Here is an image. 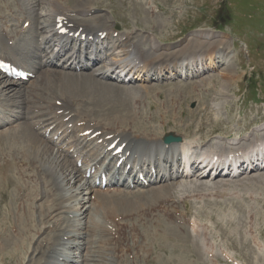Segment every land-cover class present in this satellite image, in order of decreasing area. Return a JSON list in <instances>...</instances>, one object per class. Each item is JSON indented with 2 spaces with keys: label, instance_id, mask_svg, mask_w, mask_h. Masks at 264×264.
<instances>
[{
  "label": "bare ground",
  "instance_id": "obj_1",
  "mask_svg": "<svg viewBox=\"0 0 264 264\" xmlns=\"http://www.w3.org/2000/svg\"><path fill=\"white\" fill-rule=\"evenodd\" d=\"M84 1L87 0H46L47 13L37 19L29 16L31 11L27 14L19 9L18 15L17 11L7 18L0 11V59L33 75L26 81L15 80L0 70V249L27 245L30 255L23 264H149L153 253V264H185L187 260L190 264H199L204 246L207 256L212 257L209 261L215 263L216 256L206 245V238L198 231L192 235L187 231L189 223L184 218L195 203L188 197L178 199L174 188L181 176L179 154L194 175L200 164L198 159L206 157L187 160L186 148L191 144L202 147L217 132L231 137V130L218 127L221 121H211L209 94L215 84L225 86L224 83L235 80H189L199 75L195 62L202 51L195 52V58L190 53L198 46L203 47L210 63L217 68L225 64L224 75H231L234 69L226 64L228 48H215L193 37L180 52H164L155 60L152 54L151 57L144 53L139 43L131 42L128 35L118 37L115 43L123 49L114 61L128 62L126 68L138 73L134 77L159 81L167 78L166 69L171 74L169 78L184 75L185 79L170 84L164 96L161 95L165 91L161 94L157 90L161 102L154 109L156 112H140V103H133L132 109L122 112L123 103H110L102 96V86L113 85L103 83L100 78L112 76L115 62L110 64L93 55L103 40L98 32L107 35L115 24L107 20L105 28L96 29L101 26L99 20L103 16H92L93 8L84 5ZM77 15H85V19H77ZM25 21L29 28L22 27ZM58 24L68 30L66 34L58 33ZM172 34L167 37H173ZM82 38L92 46L85 51L86 63L76 72L78 49H75L68 57L69 66H61L66 46ZM50 40L59 42L56 52H52ZM161 47H149L146 52H156ZM100 62L104 63L100 67L104 72L83 71L94 70V65ZM112 79L117 81L119 77ZM20 85L24 86L22 90L16 88ZM115 87L127 93L125 87L117 84ZM152 88L155 86L143 87L146 91L140 96H148ZM189 99H196L200 106L185 112L182 105ZM169 119L178 120L183 132H176L174 128L166 131ZM257 120H248L241 132L249 130ZM157 122H161L160 126ZM167 132L180 136L181 140L165 142ZM111 144L114 147L110 149ZM118 148H121L119 153L115 152ZM214 154L217 153H209L207 157ZM238 158L235 156L233 160ZM119 160L121 164L117 167ZM253 161H249L250 173L264 170V165ZM242 163L238 169L245 171ZM127 165L130 175L124 173ZM213 166H216L215 178L222 168ZM201 167L205 169L203 164ZM140 174L146 179V185L139 180ZM102 175L106 176L105 186L101 185ZM197 178H202V174ZM252 179L247 181L264 188V175ZM247 181L184 183L182 186L192 196L251 186ZM7 199L2 207L1 203ZM239 199L229 200L227 209L240 205ZM213 203L215 207L216 201L206 200L209 210L203 211L208 214ZM199 211H196L198 216ZM116 229L119 238L114 237ZM166 252L169 254L164 257Z\"/></svg>",
  "mask_w": 264,
  "mask_h": 264
},
{
  "label": "rangeland",
  "instance_id": "obj_2",
  "mask_svg": "<svg viewBox=\"0 0 264 264\" xmlns=\"http://www.w3.org/2000/svg\"><path fill=\"white\" fill-rule=\"evenodd\" d=\"M45 2L46 0H0V11L1 15L6 18L11 13H16L19 9L26 11L27 14L31 11L29 16L37 19L47 13ZM6 4L8 5L7 7ZM85 4L91 6L95 11L92 16H103L99 20L101 26L96 29L105 28L107 20L108 23L115 24V29L113 31L109 30L107 37L100 44V50L95 52L98 58L101 57L107 63H114V60L119 59L118 55H121L119 51L123 48L117 46L115 40L125 35L129 36L131 42L139 43L144 53H148L149 56L152 54V59L155 60L164 52V54L180 52L188 40L193 37H197L199 41L204 44H211L210 46L215 48H228L226 52H229V55L226 64H230L233 67V74L231 72V75H224L222 68L225 67V64L221 66L222 68H217L205 58L203 47L198 46L193 48L190 53L195 58V52L202 51L197 62H195L199 75L193 76L189 80L196 82L204 79L207 81L215 79V81L218 80L219 82H222V79L235 80L231 84L224 83L225 86H221L220 83L215 84L213 91L209 94V98L212 99L209 102L211 121H221L218 127L223 129L224 126L231 130V137H224L220 132L214 133L215 135L209 142L201 144L202 147L191 144V148H189L185 156L192 159L196 156L205 155L208 151L222 152L225 150H237L238 148L239 152L236 155L244 158L243 166L245 167L247 157H253V154H250L249 150L245 152L244 150L254 140L264 138V0H87L86 2L84 1ZM18 14L19 11L17 12ZM76 18L85 19V15H77ZM20 25L21 22L18 26ZM28 26L27 23L22 24L25 29ZM17 29L19 28L17 27ZM171 34L174 36L171 38L167 37ZM150 37L152 42H155L154 44L159 47L162 46L161 50L159 48L156 52H153V50H150V53L146 52V50L150 49L149 47L156 46L154 44L153 46L151 45ZM40 39L41 36H38L37 40L40 41ZM56 42L54 40L49 41L52 52H56L59 47ZM11 43L9 42V45ZM66 48L60 64L68 67L71 62V59L68 58L69 55L75 49H78L77 53H75L77 55L75 62L79 60L76 65L79 69L85 63V59L81 56L84 45L82 43H77L76 45L70 43ZM119 62H121L119 65L125 64L123 60ZM103 64V62H100V64L94 65V70L87 68L84 71L86 73H92V71L102 72L103 70L100 67ZM117 65L118 63L113 68ZM69 71L72 72L74 70ZM164 71L167 78L159 81L156 79L149 81L134 77L137 73L134 71L132 73L129 71L119 76L117 70H115L112 77H119V81H114L112 77L100 78L103 83L113 85L110 87L102 86V96L104 98L107 97L106 99L110 103H123L125 107L121 109L122 112L132 109L133 103L135 105L140 103V112H156V106H159L161 102V99L157 96V90H160L161 94L165 91L161 95L164 96L170 84L185 80L184 75L169 78L171 74L166 73V69ZM123 80L127 81L122 82ZM165 82L167 83L165 84ZM116 84L119 87H125L124 89L127 93L123 90L121 92L118 91L115 87ZM145 86H155V88L148 90L150 94L146 97L144 96V98L140 95L146 91L143 89ZM23 87L21 85L16 86L20 90ZM214 89L215 93H213ZM219 93L223 95L222 98ZM213 97L216 98L214 99ZM13 98L18 97L13 96ZM146 103L150 104L151 107ZM199 106L200 104L196 99H189L185 105H182V110L185 112L194 110V108L196 110ZM245 114H247V118H244ZM252 119L255 121L258 119V123H254L249 130L241 132L243 131V125ZM177 122L178 120L169 119L168 124L165 125V130L170 131L174 128L173 130L176 132H183V127ZM160 124L161 122L156 123L158 126ZM80 165L78 164V166ZM16 170L17 175L19 170ZM192 170L191 168L187 169L182 164L179 166V175L181 176L179 177L180 180L177 181L178 186L176 185L174 188V194L178 199L188 197L189 201L195 203L191 206L189 205L191 212L186 214L184 218L189 223V226H186L187 231L191 235L198 231L200 236L205 237L206 245L210 247L212 254L216 256L215 263L209 261L212 257L210 255L207 256V251L203 246V255L198 260V263L264 264V188L260 184L247 181L256 175H264V170L261 169L250 173L247 169L245 171L238 169L230 174H225L223 170L215 178H213L214 170L212 169L198 168L194 175H192ZM199 174H202V178L198 180ZM218 181L223 183L247 181L251 186H239L236 189L226 191L195 193L193 194L194 196H191L190 193L188 194L182 186L184 183L205 182L211 184ZM19 185L21 188H25L23 184L19 183ZM31 187L32 185L29 186V189ZM21 191L23 194L26 193L25 190L21 189ZM237 197L240 198L239 201L242 204L240 202V205H232V208L229 207L227 209L226 206L229 200ZM8 200L1 203V206L6 205ZM206 200L216 201L215 207L214 203L211 205L210 211L212 213L209 211L207 214V212L203 211L209 210V207L205 204ZM198 209L200 210V216L196 212ZM218 209L221 210V213L218 212ZM178 213L180 215V211ZM35 215L38 217V212ZM200 236L199 239H201ZM27 250V245L19 248L6 246L0 249V264H23L24 259L26 261L30 255ZM165 254L164 257H167L169 253L166 252ZM151 255L150 261L152 262L155 254ZM227 259L230 261L228 262ZM150 261L149 264L154 263V261L152 263ZM185 264H190V262L187 260Z\"/></svg>",
  "mask_w": 264,
  "mask_h": 264
},
{
  "label": "water",
  "instance_id": "obj_3",
  "mask_svg": "<svg viewBox=\"0 0 264 264\" xmlns=\"http://www.w3.org/2000/svg\"><path fill=\"white\" fill-rule=\"evenodd\" d=\"M179 138H176V137H174V136H172V135H167L166 137H165V141H171V140H178Z\"/></svg>",
  "mask_w": 264,
  "mask_h": 264
}]
</instances>
